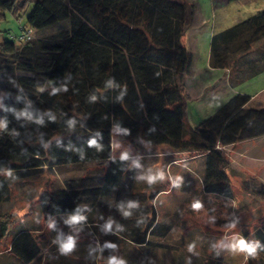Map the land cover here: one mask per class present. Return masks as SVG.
<instances>
[{"label": "trees", "instance_id": "1", "mask_svg": "<svg viewBox=\"0 0 264 264\" xmlns=\"http://www.w3.org/2000/svg\"><path fill=\"white\" fill-rule=\"evenodd\" d=\"M195 10L188 0H0V22L8 13L24 16L36 32L66 27L22 44L0 32V57L13 58L26 73L6 80L10 68L0 60V209L11 202L16 183L46 170L101 169L99 176L68 179L62 189L41 194L43 221L83 217L109 201L106 226L144 247L143 264H151L163 246L148 237L162 239L171 230L152 206L164 190L135 189L138 159L114 156L116 134L136 150L165 146L202 155L203 192L232 197L221 148L263 137L264 109H245L250 98L235 94L185 134L192 55L181 41ZM209 47L210 67L226 70L231 88L264 73V9L213 34ZM241 186L264 201V185L255 178ZM12 218L0 211V242L10 237L7 254L28 264L38 255L33 232L40 226L13 227ZM252 235L258 247L255 255L245 251L246 264H264V225Z\"/></svg>", "mask_w": 264, "mask_h": 264}, {"label": "rangeland", "instance_id": "2", "mask_svg": "<svg viewBox=\"0 0 264 264\" xmlns=\"http://www.w3.org/2000/svg\"><path fill=\"white\" fill-rule=\"evenodd\" d=\"M188 1H193L204 22L202 26L187 30L181 42L192 55L193 67L196 68L195 70L201 71L200 73L203 75L209 59L208 56L210 57L209 46L212 35L210 36L209 32L212 31L214 34L222 32L238 19H247L264 9V0H238L234 3L224 0ZM214 8L218 9L217 12H213ZM235 18L236 20L233 21ZM26 27L24 16L16 19L7 13L5 20L0 22V32L13 37L18 36L22 32L21 29ZM65 28L64 26L60 29L51 27L41 32L32 31L31 36L35 41L56 34ZM15 46L19 47V45ZM0 60H6L8 68H10L6 80L14 79L18 75H26V73L17 71L13 58L4 56L0 57ZM221 78L223 77L221 76ZM219 80L217 78V87H221L219 86L221 82L223 84V81L219 82ZM263 83L264 73L235 88L241 92L251 93L256 88L261 87ZM210 97L211 95L205 101L201 100L197 105L192 102L187 103L184 117L185 134H190L191 129L196 127L198 121L206 118L210 109L214 108V100L210 109L207 110L208 107L204 105ZM235 146L221 148L227 160L226 172L232 193L230 199H225L203 193L201 185L202 155H197L194 152L174 153L165 146H143L136 150L119 134L112 137L110 147L114 151V156L136 157L138 159L135 171V189L145 193L156 191L157 189L153 187L146 190L145 186L150 184L151 186H162L166 192L164 194H167L163 195L161 200L154 204V207L156 206L157 209L159 223L169 225L172 231L162 242V246L168 250L156 252L153 264H246L245 251L233 248L232 245L239 239H243L251 245L256 244L252 234L264 225V201L257 197L254 192L242 188L238 180L239 177L242 178L243 176L241 173L232 172L230 164L243 165L239 161L241 155L234 151ZM102 172L103 170L95 168L46 170L39 177L16 183L11 202L3 205L0 211L1 213L8 211L13 213V227L23 225L36 228L40 226L38 232H33V236L38 237L37 244L39 247L45 248L50 243L62 245L68 237H72L74 242L77 239L80 240L83 251L85 247L87 248L85 249L87 254L84 264H96L94 263L96 259H98L96 262L99 264L104 258L106 239L96 227H92L93 225L90 224L106 227L109 211H106L105 207L109 206V201L89 210L83 216L88 217V219L89 216L92 217V223L88 225H86L85 220H83V225H78L69 223L71 218L67 216L54 217L52 220H56L60 224V229L58 235L49 238L48 233L49 236L53 231L56 233V228L54 225L52 226V222L43 221L38 207V197L45 192L62 189L65 180L99 176ZM247 176L249 174L246 175V178H249ZM150 177L154 178L151 182H149ZM175 183L177 185L173 187ZM183 183L189 189V194L186 197L181 195L182 190L179 189L180 184ZM197 202L201 205L198 209L193 207ZM50 228L51 230L47 233ZM9 239L10 237L0 242V251L3 250L0 253L7 251L5 248H7L6 244ZM48 239L52 242L47 244ZM118 244H107L112 245L113 256L114 251L118 250ZM90 247L92 248L89 249ZM94 249L97 251L95 258L94 255L90 257L88 253L92 250L93 254ZM124 252L131 261H136L138 253L133 248H125ZM253 260H257V258L253 256Z\"/></svg>", "mask_w": 264, "mask_h": 264}, {"label": "crops", "instance_id": "3", "mask_svg": "<svg viewBox=\"0 0 264 264\" xmlns=\"http://www.w3.org/2000/svg\"><path fill=\"white\" fill-rule=\"evenodd\" d=\"M211 1H213V0H211ZM224 1L234 3L238 0H224ZM191 2H193V1H191ZM213 10H214L213 12H217L218 9L214 8ZM234 20H236V18L233 19V21ZM241 21H243V20L238 19L237 21H235L234 23H231V24L235 25ZM203 22H204V19H203L201 13L198 12V10L196 8L193 19H192L191 24L189 26L190 28H188V30H191L197 26L198 27L202 26ZM233 25H231L230 27H232ZM226 29H228V27ZM213 34L214 33L212 31L209 32L210 36ZM208 58H209V56H208ZM192 60H193V58H192ZM195 69L196 68H194L193 64L191 63L190 71H189L187 78H186V92H187L188 96L190 97V102L195 103L196 105L201 100L205 101V99L209 95H211V97L209 98L207 103L204 104V105H206L205 107H208L207 108V110H208L211 108V104L213 103L212 101L214 100V105H213L214 108L210 109V113L208 116L213 114L219 107H221L226 101H228L235 94L246 95L250 98L249 101L244 106L245 109H252V110L264 109V83L262 84L261 87L256 88L251 93H245V92H241V91L237 90L235 87L231 88L229 83H228V72L226 70H222V69L211 68L209 65V59L207 60L204 75L202 73H200L201 71L195 70ZM261 75H263V73ZM261 75H259V76H261ZM221 76L223 78H221ZM259 76H257V77H259ZM217 78L220 79L219 82L223 81V84L221 82V85H219L221 87H217V84H216ZM218 89H220V90H218ZM216 91H217V93H216ZM213 93H215V95H213ZM196 107H197V109H199L198 106H196ZM228 147H230V146H228ZM235 148L236 149L234 151H236L238 153V155H241L239 161L242 162L243 165L232 163V164H230V168L232 169V172H238V173H241L243 175L242 178L241 177L238 178L239 183L244 182L246 179H248V178H246V175L249 174V176H247V177H249V178L255 177V179L259 183L264 185V136L260 137L258 139H253V140L245 141L242 143H238V144H236ZM226 170H227V167H226L224 172H225L227 178L229 179ZM184 184L185 183L180 184L179 189L182 190L181 195H185V197H186L189 194V189ZM176 185H177V183H175V185H173V187H175ZM152 187L156 188L157 190H163L162 186H151L150 184L145 186L146 190H148V188H152ZM164 193H166V192L161 191L160 193L155 195V197L153 198V201H152V204H153L152 206H153V209L155 211L156 219H157V209H156V206L154 207V204L159 202L163 195H167ZM105 209H106V211L110 212L111 211L110 205L109 206L107 205L105 207ZM109 212H108V214H109ZM58 217H65V216H58ZM85 217L83 220H85L87 222L86 225H88L89 223H92L91 222L92 221L91 216H89V219H88V217L87 218H85ZM52 219L53 218L49 219L47 222H52V226L54 225L56 228V233L53 231L52 233H50V236H49L48 232L51 230V228L49 230H47L49 238L50 237L54 238L56 235H58V231L60 229L59 228L60 224L56 220H52ZM90 225H93L92 227H96L106 239V244L104 247V249H105L104 258L99 264H109V261L112 258H115L118 261H122L123 264H143L144 261L148 260V258H146V255H144V251H145L144 247H142V246L140 247L137 245L130 244L127 240L122 239L117 233L108 229L107 227H100V226L98 227L95 224H90ZM92 229L95 230V228H92ZM171 231H172V228L169 231V233L166 235V237H164L162 239H158L157 237L153 236V237H148V240L151 241L153 244L163 245L162 242L169 236ZM46 242L48 244L49 242H52V241L50 239H48ZM110 243L111 244L119 243L118 248H117L118 250L114 251V256L112 255L113 254L112 248L109 245H107ZM37 247H38L37 257L28 264H84L85 263L84 259H85V256L87 254V251L85 249H87V248L85 247L84 251L82 250L81 243H80L79 239L75 240L73 249L67 253H65L61 250V245H58L55 243H52V244L50 243V244L46 245L45 248H41L38 245H37ZM129 247L133 248L138 253L136 256L135 262H134V260L131 261L130 258L127 257L125 252H124V249L129 248ZM91 248L92 247H90L89 249H91ZM162 250L166 251L168 249H165V247L163 246V248L157 249V251H155V253L162 251ZM96 252L97 251L94 249L93 254H92V250L89 251L88 253L90 254V257H92L94 255V258H95ZM155 253H152L151 257L149 258V261L151 262V264H153V261L155 259L154 258ZM6 254H7V251L0 253V264H18L19 263L18 260L13 258V256L6 255ZM96 260H98V259H96ZM96 260H94V263L98 264V262H96Z\"/></svg>", "mask_w": 264, "mask_h": 264}, {"label": "clouds", "instance_id": "4", "mask_svg": "<svg viewBox=\"0 0 264 264\" xmlns=\"http://www.w3.org/2000/svg\"><path fill=\"white\" fill-rule=\"evenodd\" d=\"M92 143H95L94 141H92ZM123 158H127L126 156ZM152 179L154 178H149V182L152 181ZM131 206V205H130ZM201 205L199 204V202L195 203L193 205L194 208H199ZM84 219V217L80 216V215H76L73 216L68 222L71 224H76L81 222ZM234 226V225H233ZM108 229L111 228V224L106 226ZM74 246V241L72 239V237H68L67 240L65 242L62 243L61 245V250L65 253L71 251V249ZM110 247H112V245H109ZM233 248H238L241 251H246L249 255H255L256 252V247H258V245H251L249 243H247L245 240L243 239H239L235 244L232 245ZM109 264H123L122 261H118L115 258H112L109 261Z\"/></svg>", "mask_w": 264, "mask_h": 264}, {"label": "built area", "instance_id": "5", "mask_svg": "<svg viewBox=\"0 0 264 264\" xmlns=\"http://www.w3.org/2000/svg\"><path fill=\"white\" fill-rule=\"evenodd\" d=\"M31 34H32V29L26 28L23 29L18 36L13 37V40L18 44H22L32 40Z\"/></svg>", "mask_w": 264, "mask_h": 264}]
</instances>
